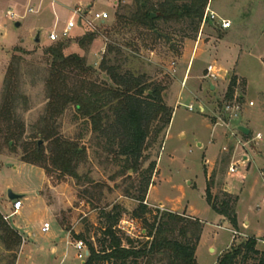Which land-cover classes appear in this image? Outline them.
<instances>
[{"label":"rangeland","instance_id":"rangeland-1","mask_svg":"<svg viewBox=\"0 0 264 264\" xmlns=\"http://www.w3.org/2000/svg\"><path fill=\"white\" fill-rule=\"evenodd\" d=\"M114 1L0 0V104L6 72L12 57L17 54L15 49L20 48L25 54H19L22 57L19 84L21 93L28 99V109L25 110L21 102L18 115L26 126L24 140L30 141L32 128L46 107L45 79L50 65L46 51L63 42L66 44L64 54L71 55L73 51H69V47L79 39L50 42L49 34L55 27V31L60 32L78 7L85 9L88 4H94L93 11H108L110 20L96 33V40L102 42L103 47L100 52L97 50L99 57L90 60L92 45L82 50L77 44L75 49L90 67L98 71L94 79H107L99 73V67L107 45L113 42L127 48L123 49L121 58L123 69L146 75L154 83L165 85L166 104L176 106L163 141L162 137L155 140L152 136L145 152L148 160L144 164L145 169L151 161H157L153 187L149 188L150 199L148 191L144 202L154 211L153 215H147L149 223H153L157 211L192 216L203 221V233L196 253L198 264H215L222 253L250 238L258 240L257 249L263 253L264 181L260 174L264 170V0H209L206 9L210 8L221 18L228 19L232 23L229 31L209 22L204 28L201 24L195 34L187 22H159L161 40H155L143 29L108 36V31L118 26L116 5L132 6L135 3V0H127L115 3L114 7ZM150 1L158 6L164 0ZM29 8L34 12L27 13ZM9 11L25 15L24 20L7 17ZM18 22L21 27L16 26ZM83 30L84 35L90 33L76 28L71 35H82ZM221 39L226 40L232 52L235 49L232 59L226 60L224 55L214 50ZM199 41L198 55L194 63L192 61L188 75L177 73L175 70L182 51L195 50ZM131 44L136 49L129 47ZM210 65L220 70L219 80L214 83L229 85L231 78L237 79L232 101L225 99L228 86L216 92L210 90V80L205 78ZM190 105L194 111L188 110ZM227 105L234 107L229 113L225 111ZM60 126V133L68 140L78 141L83 135L81 143L88 149L89 161L80 166L79 174L89 181L77 183L53 171L46 175L43 170L20 161L23 155L21 147L14 154L4 148V154L0 155L2 215L10 216L13 211L12 202L8 199L9 191L28 195L25 197L28 198L26 208L7 221L23 235L15 264H84L77 258V241L71 233L85 234L97 244L104 227L101 212H109L116 205L125 210L120 223L123 231L139 243L146 241L144 223L132 217L139 203L127 196L136 195L134 186L138 187L139 176L131 172L124 177L119 175L122 165L107 161L106 156L98 152L83 121L75 120L73 108L60 119ZM240 126L249 129L250 135H242L238 131ZM257 134L261 135L260 140L256 139ZM231 166L236 167L235 174L230 173ZM226 182L238 197L236 213L241 227L237 232L206 201L208 185L213 197L222 198ZM56 221L64 231L68 229L74 248L67 247L66 236L60 232ZM245 222L248 225L245 226ZM42 225L50 227L49 234H30ZM25 243L28 245L22 253ZM52 246L58 247V254H53ZM210 248L214 252H210ZM13 256L0 244V264H12ZM259 257L250 258L243 264H260Z\"/></svg>","mask_w":264,"mask_h":264},{"label":"trees","instance_id":"trees-1","mask_svg":"<svg viewBox=\"0 0 264 264\" xmlns=\"http://www.w3.org/2000/svg\"><path fill=\"white\" fill-rule=\"evenodd\" d=\"M208 1L164 0L154 6L150 0H135L132 6L118 4V26L108 31V36L143 29L155 40H161L159 22H187L197 34ZM96 39V33L90 32L79 38L77 44L82 50L88 49ZM129 47L136 49L132 44ZM65 49L66 44L62 42L46 51L50 58L45 79L46 107L44 114L34 124L28 142L24 140L25 123L18 115L21 102L25 110L28 109V99L21 93L19 84L22 62L19 54L25 53L20 48L15 49L17 54L12 57L6 72L1 96L0 155L4 154V148L14 154L21 147L23 155L20 161L42 169L46 175L53 171L77 183L89 181L79 174L80 166L89 161L88 149L81 143L83 135L78 141H73L60 133V119L68 109L73 108L75 120L83 121L98 152L106 156L107 161L122 165L119 175L124 177L131 172L139 176L138 187L134 186L136 195L127 196L139 203L132 217L142 221L146 230V241L139 243L120 227L125 212L121 206L116 205L109 212L102 211L104 227L97 244L85 234L71 233L74 240L82 241L88 249L89 256L84 264H198L196 251L202 237L203 223L193 217L168 211H157L153 223H149L147 215H153L154 211L144 203L157 169V161H151L144 168L148 161L145 152L152 136L155 140L162 137L163 141L174 115V109L165 102L166 86L154 83L146 75L124 70L121 58L123 49H127L125 46L113 42L107 45L99 67V73L107 78L102 81L98 77L94 79L98 71L90 67L84 57L77 54L66 56ZM236 86L237 79L231 78L226 100L234 99ZM40 142L43 143L41 146ZM222 196L213 197L207 186L206 201L209 206L237 232L238 197L227 192H223ZM21 243L22 237L18 231L5 221L0 212V244L5 252L14 255L12 264L16 262ZM257 246L258 240L250 238L222 254L216 264H243L259 256L260 264H264V252L261 253Z\"/></svg>","mask_w":264,"mask_h":264},{"label":"built area","instance_id":"built-area-1","mask_svg":"<svg viewBox=\"0 0 264 264\" xmlns=\"http://www.w3.org/2000/svg\"><path fill=\"white\" fill-rule=\"evenodd\" d=\"M127 0H116V4L118 2H126ZM113 6H115V1L112 2ZM29 12H32L30 9ZM9 17H13V14L11 12L8 13ZM110 20V13L108 11H101V12H95L93 11V7H87L83 9V7H78L74 10V14L72 19L66 24V26L60 31L56 32L53 31L49 34L48 39L50 42H57V41H64L71 37V33L76 28H82L87 30L91 33H97L99 31V28L101 26H105L107 22ZM213 24L215 26H219L222 30H229L232 28V23L229 20H226L224 18H221L218 16L215 12L211 11L210 8H207L202 20V25H205L206 23ZM207 75L206 79L210 80V83L213 84L215 81L219 80L220 77V70H218L215 66H208L207 69ZM251 105H253L251 103ZM233 105H227L225 107L226 113H229L231 110H233ZM189 111H194V107L190 105L188 107ZM262 137L260 134L256 135V139L260 140ZM231 174L236 173V167H230L229 169ZM261 178L264 181V170L260 174ZM24 209V205L21 200H16L12 202V214L10 216L4 217L5 221H8L10 218L18 215L21 213V211ZM50 231V227L47 225H44L41 228V234L46 235ZM75 249L77 251V258L81 262L85 263L89 256L88 249L86 245L82 241H77L75 244Z\"/></svg>","mask_w":264,"mask_h":264},{"label":"crops","instance_id":"crops-1","mask_svg":"<svg viewBox=\"0 0 264 264\" xmlns=\"http://www.w3.org/2000/svg\"><path fill=\"white\" fill-rule=\"evenodd\" d=\"M115 3H116V1H115ZM88 7H93L94 6V4H88L87 5ZM31 8H29L28 10H27V13H32V12H34V10L33 9H31L32 10V12H29V10H30ZM9 12H11L12 14H13V17H9L8 16V14H7V17H9V18H11V19H17V20H24V18H25V15H20V14H18V13H14V12H12V11H9ZM8 12V13H9ZM56 15V14H55ZM72 19V17L68 20V22L70 21ZM224 19H226V18H224ZM57 20H58V18H56V20H55V23L57 24ZM226 20H228V19H226ZM56 24H54V27H55V25ZM16 26L17 27H21L22 26V24L20 23V22H18V23H16ZM204 26L205 25H202V28H204ZM56 28V27H55ZM55 28H53V30L51 31V32H53V31H55ZM230 30V29H229ZM229 30H224V31H229ZM56 32H58V31H56ZM82 36H84V30H83V33H82V35H77V36H72L71 35V37L70 38H73V40L74 39H76V38H81ZM200 41H201V39H200ZM200 41H199V44H198V42L196 43V48H195V50L193 49V50H187V51H182V53H181V56H179L180 58V61H179V66L176 68V72L177 73H179V74H183V75H188V73H189V71H190V67H191V65H192V61H193V63H194V60H196L195 58H196V56L198 55L197 54V51H198V49H199V45H200ZM227 42H226V40H223V39H221V40H219V43L215 46V51H216V53H218V54H222V55H224V58H226V60L227 59H232L233 57H234V54H235V49H233V52H232V50L230 49V47H228L227 46ZM198 46V47H197ZM77 48V43H76V40L75 41H73L72 42V44H71V46L69 47V51L70 50H72L73 52H72V54H80V53H76L75 52V49ZM201 49V48H200ZM97 50L100 52V50H103V47H102V42L100 43V41H98V40H95L94 41V43L92 44V47H91V50L89 51V57H90V60H93V59H95L96 57H99L98 56V52H97ZM81 51V50H80ZM97 52V53H96ZM81 56H83V55H81ZM152 56H153V53H152ZM230 57V58H229ZM178 59V58H177ZM178 59V60H179ZM182 63H185V65H182ZM189 64V66H187ZM221 69H223V68H221ZM227 78L229 79V76L227 75ZM225 86V88L227 87V86H229V85H227V84H225V83H223V82H220L219 84H217V83H214V84H210V90L212 91V92H216V91H218V90H221L222 89V87H224ZM225 88H223V89H225ZM180 104V103H179ZM169 106L170 107H172L173 109H174V112H175V108H176V106H172V105H170L169 104ZM202 110H204V108H202ZM173 119V118H172ZM162 148V147H161ZM26 165H28V164H26ZM31 166V165H30ZM32 167H34V166H32ZM35 168H37V167H35ZM38 169H40V168H38ZM42 170V169H41ZM44 172V171H43ZM44 174H45V172H44ZM235 174V173H234ZM45 178H46V182H48V180H47V177H46V175H45ZM153 181H154V179H153ZM152 187H153V184H151V189H152ZM223 191L224 192H227V193H229V194H231V195H233V196H237V195H235V194H233L232 192H231V190H230V188H229V186H228V184H227V182H226V184H225V186L223 187ZM25 196H23V199H22V202H23V205H24V207L26 208V205H25V202H27L28 201V198L27 199H25V197H28V195H26V194H24ZM38 197H41V196H39L38 195ZM150 199V191H149V194H148V200ZM41 204H42V201H41ZM237 207V206H236ZM219 216V215H218ZM190 217H192V216H190ZM220 217V216H219ZM237 217H238V215H237ZM194 218V217H193ZM222 218V217H221ZM196 219V218H195ZM200 220V219H199ZM201 221V220H200ZM56 223H57V221H56ZM202 223H203V221H202ZM238 223H239V219H238ZM57 225H58V228H59V230H60V232L61 233H64L65 234V236H66V244H67V247H73V243L71 242V239H70V234H68V232L67 231H64L60 226H59V224L57 223ZM204 225V224H203ZM244 225L246 226V225H248V222H245L244 223ZM44 225H42V226H40V227H38V228H36L33 232H31L30 234H33V233H38V234H41V228L43 227ZM239 227H241L240 226V223H239ZM19 233V232H18ZM50 233V231L47 233V234H49ZM29 234V235H30ZM19 235L23 238V235H22V233H19ZM28 245V244H27ZM26 245V243L24 244V246H23V249H22V253H24V250H25V247L27 246ZM74 248V247H73ZM198 249V248H197ZM51 250H52V252H53V254H58V247H55V246H52V248H51ZM209 251L210 252H214V249L213 248H210L209 249ZM21 253V254H22ZM196 253H197V251H196ZM223 254V253H222ZM221 254V255H222ZM220 255V256H221ZM220 256H219V258H220ZM20 257V256H19ZM218 258V259H219ZM19 259V258H18ZM19 261V260H18ZM218 261V260H217ZM217 261H216V263H217ZM215 263V264H216Z\"/></svg>","mask_w":264,"mask_h":264},{"label":"water","instance_id":"water-1","mask_svg":"<svg viewBox=\"0 0 264 264\" xmlns=\"http://www.w3.org/2000/svg\"><path fill=\"white\" fill-rule=\"evenodd\" d=\"M154 17H155V15L153 14V15H152V18H154ZM38 41H39V39H37V42H38ZM238 131H239L242 135H244V136H249V135H250V130L247 129V128H245V127H243V126H240V127L238 128ZM39 145L41 146V145H42V142H40ZM8 199H9L11 202L16 201V200H21V199H23V195L14 194L12 191H9V193H8Z\"/></svg>","mask_w":264,"mask_h":264}]
</instances>
